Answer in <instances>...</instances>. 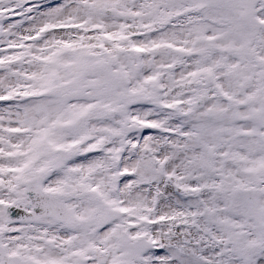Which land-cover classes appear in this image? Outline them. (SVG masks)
Returning <instances> with one entry per match:
<instances>
[{
    "label": "snow or ice",
    "instance_id": "obj_1",
    "mask_svg": "<svg viewBox=\"0 0 264 264\" xmlns=\"http://www.w3.org/2000/svg\"><path fill=\"white\" fill-rule=\"evenodd\" d=\"M0 264H264V0H0Z\"/></svg>",
    "mask_w": 264,
    "mask_h": 264
}]
</instances>
